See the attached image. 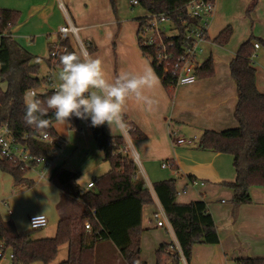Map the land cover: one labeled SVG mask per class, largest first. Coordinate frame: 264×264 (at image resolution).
I'll return each mask as SVG.
<instances>
[{"label":"crops","instance_id":"1","mask_svg":"<svg viewBox=\"0 0 264 264\" xmlns=\"http://www.w3.org/2000/svg\"><path fill=\"white\" fill-rule=\"evenodd\" d=\"M0 8L19 12L11 34L30 53L36 52L38 44L54 43L58 38V27L70 21L78 27L79 38L88 40L95 46V50L88 54L103 61L104 71L109 79L116 78L122 72L142 74L149 69L153 71L137 44V21H121L114 48L112 47L117 26L109 0H0ZM227 25L232 27V33L225 45L207 41L204 47V58L208 55L213 58L212 76L196 78L192 83L177 84L172 98L158 79L155 88L145 90L156 101L151 108L135 100L127 102L124 112L126 121L135 125L144 137H132L126 127L121 129L114 126L110 129L107 123L102 125L108 135L123 136L125 150L130 155L135 153L137 156L139 177L151 189L149 191L153 202L142 207L140 234V257L146 264H155V250L160 243H177L168 220L163 226H157L152 216L161 207L152 184L168 178H175L177 202L188 203L204 198L219 236L218 243L193 244L189 264H235V258L264 257V186H250L251 202L239 205L233 216L230 202L233 192L224 184L233 181L236 176L233 156L197 147L203 130L220 131L238 125L234 117L237 93L230 75L229 62L238 45L249 35L264 41V0H215L213 15L207 28L208 36L213 38ZM253 42L259 44L253 57L255 85L260 92H264V44L257 39ZM70 44L76 50L72 41ZM46 58H43L47 66L43 78L50 79L44 83L49 86L48 89H56L60 82L52 75V68L46 63ZM5 87L6 83L2 88ZM87 128L84 130L80 125L77 129L70 128V131H76L78 138L87 137L91 133ZM172 132L178 139L183 137L185 142L173 140ZM57 133L59 136L51 146L61 148L65 140L58 131ZM84 143L85 149L93 146L89 141ZM96 149V156L99 158L102 152L97 147ZM48 157L50 166L46 175L41 177L36 170L26 172V178L33 182L31 187L26 183H14L8 172L0 170V204L6 207L9 215L13 214L10 204L21 206L13 207L18 213L15 223L12 219L0 216L10 221L18 232L28 229L27 224L19 222L22 216H27L28 222L33 213L44 214L47 218L46 226L31 229L33 258L30 264H58L66 258L68 244L63 243L59 245L55 258L46 263L45 239L55 234L61 214H76L80 209L75 199L61 197L59 189L49 181L52 170L59 166L60 157L54 156V149L52 153H48ZM165 160L170 161L174 167L162 168L161 163ZM92 162L96 166L94 173L103 174L104 170L99 168V162ZM92 181L81 187L86 188ZM13 186H18L16 191H12Z\"/></svg>","mask_w":264,"mask_h":264},{"label":"trees","instance_id":"2","mask_svg":"<svg viewBox=\"0 0 264 264\" xmlns=\"http://www.w3.org/2000/svg\"><path fill=\"white\" fill-rule=\"evenodd\" d=\"M144 13L138 15L136 29L137 44L142 55L149 61L157 78L172 98L176 86L175 76L180 62L178 57L184 51L186 39L184 33L188 24L196 23L197 18L188 16L186 4L189 0H136ZM116 19L117 29L113 35L112 47L120 29L118 16V0H109ZM249 9L246 10L248 14ZM165 13L169 16L177 30L173 38L164 37L169 43L167 51L172 53L169 59L157 58L160 49L154 44H146L141 36L145 23V14ZM19 12L14 9L0 8V128L6 126L16 141L27 146L34 155L48 156L47 150L59 135L55 128V118L50 111L45 117L51 121L49 127L37 131L24 123L25 97L45 78L38 76L39 58L27 51L12 36L11 28L17 23ZM232 33L230 25L221 29L217 35L206 40L218 45L228 42ZM264 41L249 35L237 47L229 62V71L235 82L237 100L234 117L238 125L220 131L205 129L200 134L197 147L233 156L235 179L224 184L232 189L230 200L232 214L235 216L239 205L250 203L249 187L264 186V92L255 85V67L252 54L255 52L253 40ZM65 50H57L54 57L45 60L49 67H61L60 57L69 53H77L69 39L59 42ZM88 53L95 46L88 40L83 41ZM48 50L53 49L49 43ZM177 62V66L175 63ZM196 78L209 77L214 74L213 58L208 55L196 65ZM50 88L44 93H37L43 101L53 94ZM124 123L132 137H144V134L131 122ZM70 128L84 122L91 131L93 140L102 152V159L109 163V170L93 178L91 188H82L77 179L78 171L63 166L54 167L49 181L55 185L61 197L76 199L80 209L76 214H61L53 236L47 237L44 244L45 262H51L57 255L59 245L68 244V254L58 264H95L94 245L97 241L110 240L117 248L125 264H146L140 257V234L142 231V207L153 202L151 193L145 182L138 175V167L132 155L124 150L125 141L121 135H108L103 126L92 127L90 119L81 120L75 116L68 121ZM45 132L50 140L42 138ZM173 132L171 133L172 138ZM173 140H175L173 138ZM176 141V140H175ZM171 166L174 165L171 163ZM0 170L8 172L16 184L33 182L26 178L27 169L19 161L0 157ZM159 203L166 214L177 244L187 262L190 260L193 244H214L219 242L216 225L203 197L188 203L176 201L177 191L175 178L156 181L152 184ZM85 222L90 228H85ZM0 240L12 254L15 264H30L33 258V239L31 230L18 232L10 221L0 216ZM172 242L160 243L155 250V264H179L178 251H169ZM235 264H264V257H240L234 259Z\"/></svg>","mask_w":264,"mask_h":264},{"label":"clouds","instance_id":"3","mask_svg":"<svg viewBox=\"0 0 264 264\" xmlns=\"http://www.w3.org/2000/svg\"><path fill=\"white\" fill-rule=\"evenodd\" d=\"M62 70L52 95L41 100L35 91L25 99L24 123L37 131L47 129L51 121L45 117L49 112L59 124H67L71 117L91 121L92 127L107 123L112 127L125 128L124 112L129 100L151 108L156 101L145 93L158 84L155 73L149 69L142 74L122 72L109 79L103 61L93 58L86 50L60 57Z\"/></svg>","mask_w":264,"mask_h":264},{"label":"built area","instance_id":"4","mask_svg":"<svg viewBox=\"0 0 264 264\" xmlns=\"http://www.w3.org/2000/svg\"><path fill=\"white\" fill-rule=\"evenodd\" d=\"M215 0H189L186 4L187 14L190 17L197 18L196 23L188 24L186 31L184 33V38L186 39V45H184V51L182 55L178 57L180 65L176 71L175 84H187L192 83L196 79L194 69L202 59L199 56L204 53V44L207 42L206 34L208 23L212 18L214 11ZM136 0H130V5H136ZM145 16V23L141 31V36L146 44H154L159 47L160 52L157 56L159 59H169L172 53H168L167 48L169 43H165L164 37L173 38L177 34V30L172 23V20L165 13H147ZM138 23V22H137ZM58 38L53 43V49L49 51L48 56L54 57L57 50H65V46L61 45L59 42L63 39H70L72 36L79 47L82 50H86L83 41L78 36V27L75 26L70 21L60 25L57 29ZM259 44L253 42L254 50L258 48ZM87 51V50H86ZM255 53L252 54V57ZM177 62L175 65L177 66ZM50 78L48 77L47 80ZM55 89V88H53ZM56 90V89H55ZM34 91V90H30ZM127 129V128H126ZM128 130V129H127ZM42 138L50 140L47 133H42ZM179 143H184L185 139H177ZM125 150V148H124ZM0 157H5L9 159H14L19 161L23 167L29 170H36L39 176H44L50 166V159L48 156L34 155L32 154L26 145L19 143L11 136L9 129L6 126L0 128ZM134 161L137 162V156L135 153L132 154ZM162 168H172L171 162L165 160L161 163ZM93 186L92 182H89L86 188H91ZM11 210H8L10 213ZM153 218L156 220L157 226H163L167 222V217L162 207H158L153 212ZM29 223L31 229L42 228L47 225V218L44 214H34L29 217ZM85 228L89 229V223L85 222ZM3 241L0 240V264H3L5 260V252ZM176 249L178 251L179 264H189L177 243L169 245L168 250L173 251ZM10 251V250H9ZM13 254L10 251L9 264H15L12 261Z\"/></svg>","mask_w":264,"mask_h":264},{"label":"rangeland","instance_id":"5","mask_svg":"<svg viewBox=\"0 0 264 264\" xmlns=\"http://www.w3.org/2000/svg\"><path fill=\"white\" fill-rule=\"evenodd\" d=\"M117 7H118V9H117L118 10V16L122 22L125 20L135 21V18L138 15H141L144 13V11L139 6L130 7V0H118ZM70 41H72V43L75 45L76 50H78V52L81 53V48L79 47L78 43L76 42V40L72 36L70 37ZM205 44H204V47H206ZM48 45H49V42L46 43V45H43V43L38 44L37 48H35L36 52H31L32 54L36 55L39 59H41L39 61L40 67H39V72H38V76L40 78H43L45 76V73L47 70V66H46L43 58L48 57V55H47L48 54V47H49ZM205 52L203 55L199 56L200 59L204 58ZM51 68H52L51 71L53 73L52 75L55 77V79L57 78V80L59 81L58 75H59V72L62 70V68L58 67V66L51 67ZM45 80L48 81L47 77L45 78ZM0 86L1 87L5 86L4 81H0ZM48 88H49L48 85H46L45 83H41L34 90L37 93H44L46 90H48ZM27 94H26V96H27ZM25 99H26V97H25ZM80 125L83 127L84 130L88 127L84 122H79L77 124V126L75 127V129H77ZM55 126H56L57 131L60 133L61 137L64 138L65 143L61 148H57V146L54 147L53 145L50 146V148L47 150V153H52L53 149H54V156H56L57 158L60 157L59 166H63L64 168H67V169L72 170V171H78L80 173V176L78 179L80 186L84 187L88 181L93 180V177L100 175V174L98 175V174L94 173V169L96 166H95V163L92 162L93 160H96L97 162H99V164H100L99 168H103V170H104L103 173L109 170V168H110L109 163L107 161H104L102 159V156L99 158H97V156H96L97 145H96L95 141L93 140L91 133H89V134L87 133L88 134L87 137L80 135L81 138H78V137H76V133H77L76 131H73V130L70 131L69 122H67V124H59L56 122ZM86 132H87V130H86ZM176 136L173 137L175 140L178 139V137H176ZM85 138H87L88 140ZM182 139H184V138L182 137ZM87 141H89L91 143V145H93V146H90V147L88 146L85 149L84 148V146H85L84 142H87ZM88 148H90V149H88ZM136 164H137V162H136ZM24 186L26 187V185H24ZM31 186H29V187H31ZM17 187L13 186L12 191L13 190L16 191ZM52 190H53V188H52ZM149 190L151 191L150 188H149ZM18 191H22V189H18ZM50 195H51V193H50ZM26 200H28V198ZM37 200H38V198H37ZM77 202L80 205L79 201H77ZM33 204L36 206L35 201H33ZM13 207H21V206L18 204H15V205L10 204V208L12 209L13 214L9 215V214H7L6 207L3 206L2 204H0V215L5 217V218L12 219V221L15 223V220H16L18 213L13 209ZM148 209H152V208H148ZM33 214H39V213H33ZM19 222L22 225L27 224L28 229L25 228V229H23L24 231L25 230H31V228L29 226L30 223L28 222L27 216L26 217H23V216L20 217ZM9 254H10L9 249H6L5 260H4L3 264H9L10 263ZM94 258H95V264H125L124 261L122 260L121 256L119 255V252H118L116 246L110 240H107V239L97 241L95 243V245H94Z\"/></svg>","mask_w":264,"mask_h":264}]
</instances>
